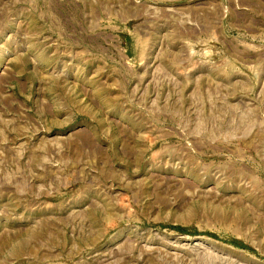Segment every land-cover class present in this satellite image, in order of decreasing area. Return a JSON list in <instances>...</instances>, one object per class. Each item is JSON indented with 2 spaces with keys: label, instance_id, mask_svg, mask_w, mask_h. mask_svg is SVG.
I'll list each match as a JSON object with an SVG mask.
<instances>
[{
  "label": "rangeland",
  "instance_id": "obj_1",
  "mask_svg": "<svg viewBox=\"0 0 264 264\" xmlns=\"http://www.w3.org/2000/svg\"><path fill=\"white\" fill-rule=\"evenodd\" d=\"M0 264H264V0H0Z\"/></svg>",
  "mask_w": 264,
  "mask_h": 264
}]
</instances>
